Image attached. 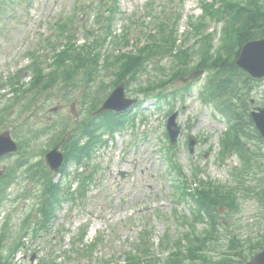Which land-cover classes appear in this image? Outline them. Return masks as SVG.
<instances>
[{
  "label": "rangeland",
  "instance_id": "374dc122",
  "mask_svg": "<svg viewBox=\"0 0 264 264\" xmlns=\"http://www.w3.org/2000/svg\"><path fill=\"white\" fill-rule=\"evenodd\" d=\"M147 0H121L120 7L122 14L115 23L117 30L123 29L124 19L129 18L135 12H140ZM200 0H187V14L183 16V29L187 26V16L190 14H199ZM76 3V0H29V7L25 4L24 7L18 5L13 6L12 11L5 17L0 25V80L6 82L9 77L15 74L21 66L30 64L24 55L32 45L43 34L48 33L47 25L54 17H58L64 12L71 11ZM153 74V72H150ZM151 79L148 74L143 75L140 81L134 86L138 88L142 84H146ZM205 82V78L198 82L186 97L188 108L182 112L178 118L182 130L185 127V133L179 144L178 163L188 171L192 170L193 161H197L203 166V171L207 176L220 182H226L229 175L231 164L236 165V158L228 159L226 164H218L216 158L220 145L218 143L219 132H224L227 129V124L215 117V112L212 107L204 105L200 102L199 93ZM135 89V90H136ZM260 90H264V83L260 86ZM10 93V88L0 90V109L5 105L7 96ZM105 92H101L104 94ZM137 93V92H136ZM10 94L8 98L11 96ZM52 99L44 97L42 103L33 112L26 114L23 118L17 119L18 108L14 111L11 119L4 124H0V129L10 130L15 132L22 139L25 131H22V123L28 126H35L36 129H42L46 125H51L56 120L61 118V114L74 113L80 114L79 106L76 102L63 103L60 96L54 93ZM131 95H135L132 92ZM140 98H143L140 96ZM63 103L61 111L51 112L50 110L56 104ZM45 104V105H44ZM154 100L150 99L147 102L143 114L150 116L149 122L139 121L136 127L129 129L121 135H117L113 142L107 143L98 153L97 160L100 168V177L98 187H95L89 195L88 201L85 204L71 206L65 204L63 209L58 212L56 220L53 222L52 230L58 231L64 226L68 236L64 243V249L70 247V238L77 232L79 226L91 223L96 228L102 226V229L107 233L110 242H114L107 248H103L97 254L98 258L104 259L113 256L118 260H124V249L130 250L131 243L135 241L139 227V221L135 227H127L126 221L128 216L135 211L136 219L141 218L144 214L154 215L157 211L170 213L172 204L170 205L171 196L173 195V185L167 179L166 171L169 163L164 159L161 145L156 142L157 137H164V119L165 110H153ZM44 106V107H43ZM181 104H177L175 110L180 109ZM138 113V110H134ZM139 116V115H137ZM143 117V115H142ZM163 119V121H162ZM7 127L6 129H3ZM192 129V130H191ZM212 140L207 142L199 141L194 155H190L187 147V139L192 134H201ZM47 138H43L36 142L35 150L45 148ZM214 145L212 152L208 151ZM45 145V146H44ZM127 145V146H126ZM208 151V152H207ZM206 155V156H204ZM193 158V160H192ZM13 159L6 160L0 163V171L3 170L5 164L12 163ZM34 161L40 159L39 153H33ZM70 172L75 171V167L69 169ZM127 171L126 176L122 177L121 172ZM189 176L191 174L187 173ZM166 176V177H165ZM163 177V178H162ZM63 177L58 176L56 181ZM16 188L9 190L10 198H15L17 193ZM146 206V207H145ZM162 207V208H161ZM186 210V208H183ZM264 212H261L257 202L248 199L243 206L242 214L236 218L239 221V227L242 230L244 237L255 234L264 224ZM154 241L159 242L163 237L166 226L170 229L172 226L167 223L155 220ZM92 229V233L95 231ZM62 228V231H65ZM255 231L254 233L252 232ZM152 237V236H151ZM55 240L52 239H37L28 244V248L21 252V260L23 264H29L31 256L36 254L37 260L46 256L48 251H52L55 245ZM56 251L57 255H63L61 251ZM57 249V248H56ZM80 264H86L85 261Z\"/></svg>",
  "mask_w": 264,
  "mask_h": 264
},
{
  "label": "trees",
  "instance_id": "16d2710c",
  "mask_svg": "<svg viewBox=\"0 0 264 264\" xmlns=\"http://www.w3.org/2000/svg\"><path fill=\"white\" fill-rule=\"evenodd\" d=\"M227 12L229 13L231 19L228 25L229 31L225 33V55L223 54L222 57L212 63L207 62L208 60L204 59L201 66L207 67L209 69H217L216 80L211 84L212 88H214L213 94L216 96V98L218 100H223L222 97L226 98L228 96L230 99L237 98L241 102L240 104L241 107L244 109L243 111H246L247 99L244 96L240 95V85L245 86L247 83H249V79L246 78L243 73H238L239 71L235 61L239 55L241 47L245 42L252 39L264 37V0H250V4L248 6H241L239 4H228ZM161 48L162 47L158 46L154 49H149L148 52L150 53L153 50H161ZM82 56L83 54L78 53L75 57H72V59L70 60L73 62L74 60H79ZM60 64L64 65L65 62H61ZM126 67L127 73H129L130 64H127ZM233 69L237 71L233 73ZM122 70L126 72L125 69ZM181 71L184 70L181 69ZM59 75L60 74H51L50 76H47L42 75V73L40 72V75L35 78L34 84L37 86L42 85L43 87L47 88L57 82V78L59 77ZM243 79L245 80L243 81ZM229 111L232 116V119L236 123L235 139H237L239 143V138H242L244 135H247L243 126V120L245 118L243 116V113H238L237 117L232 109L229 108ZM119 125H121V122L117 121L114 118H109L105 120L103 119L102 125L94 124L83 127L80 131L85 135H89L82 136L89 138L88 144L84 147H80V140L70 141L69 152L67 153V160L80 163V161L85 155H89L90 147H94L98 144V142L96 141V139L98 138L96 136V132L99 129L104 127L113 131ZM71 137L76 138L74 136ZM37 168L38 172L36 173V175L38 176V179L46 183V167L38 165ZM56 190L59 191L58 186L54 187L53 191L50 192V196L44 201L43 211L46 220L50 219V217L52 216V210L60 204V195L56 193Z\"/></svg>",
  "mask_w": 264,
  "mask_h": 264
},
{
  "label": "water",
  "instance_id": "95a60500",
  "mask_svg": "<svg viewBox=\"0 0 264 264\" xmlns=\"http://www.w3.org/2000/svg\"><path fill=\"white\" fill-rule=\"evenodd\" d=\"M241 66L245 68L253 77L264 76V40L253 41L248 43L242 50ZM119 94L115 96L112 102H115ZM257 123L264 135V111L256 116ZM17 151L16 144L11 140L10 134L7 132L0 136V156ZM48 161L54 169H58L62 163V155L58 150L53 151L48 156ZM261 264V263H260Z\"/></svg>",
  "mask_w": 264,
  "mask_h": 264
}]
</instances>
